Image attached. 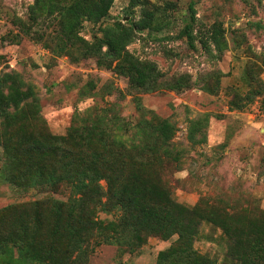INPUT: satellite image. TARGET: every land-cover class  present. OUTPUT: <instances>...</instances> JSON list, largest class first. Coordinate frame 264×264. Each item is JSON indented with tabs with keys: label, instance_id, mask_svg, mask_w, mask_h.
Masks as SVG:
<instances>
[{
	"label": "rangeland",
	"instance_id": "obj_1",
	"mask_svg": "<svg viewBox=\"0 0 264 264\" xmlns=\"http://www.w3.org/2000/svg\"><path fill=\"white\" fill-rule=\"evenodd\" d=\"M36 1L0 0V77L16 74L32 86L29 129L39 117L52 134L62 135L75 114L79 119L85 111L105 108L108 116L115 112L124 121L130 138L138 120L155 113L175 126L169 148L178 160L167 155L161 171L178 203L203 201L227 213L264 216V0H114L103 20H83L78 34L91 41L107 24L153 14L127 50L153 62L164 78L188 81L180 91L152 92L132 89L126 77L95 58L75 61L37 41L34 17L44 29L50 20ZM9 132L22 133L0 122V209L48 196L6 180L3 138ZM100 144L107 146L105 140ZM101 184L106 188L105 180ZM50 195L67 200L70 191ZM97 217L111 220L115 211L99 210ZM176 238L148 235L132 247L101 244L83 264H157L158 252ZM193 247L219 264L230 263L226 238L211 223H201Z\"/></svg>",
	"mask_w": 264,
	"mask_h": 264
},
{
	"label": "trees",
	"instance_id": "obj_2",
	"mask_svg": "<svg viewBox=\"0 0 264 264\" xmlns=\"http://www.w3.org/2000/svg\"><path fill=\"white\" fill-rule=\"evenodd\" d=\"M113 2L37 0L35 5L50 21L44 29L34 17V38L75 61L95 58L98 65L126 77L132 89L180 91L186 77L166 79L153 62L127 50L134 33L152 21L151 12L137 22L107 24L102 36L91 41L78 34L83 20L97 23L107 17ZM34 97L32 86L16 74L0 77V122L22 132L3 138L6 180L17 188L48 193L0 209V264H83L101 244L132 247L148 235L167 239L174 234L176 241L158 252L157 264H219L193 247L202 222L221 229L229 264H264V216L227 213L203 201L186 206L172 196L161 171L167 155L178 160L169 148L175 126L167 118L155 113L140 118L129 138L115 112L108 116L105 108L98 113L90 109L79 119L75 114L67 132L56 135L39 117L32 130L26 126V106ZM63 189L70 191L67 200L50 195ZM111 209L113 219L97 217L99 210Z\"/></svg>",
	"mask_w": 264,
	"mask_h": 264
}]
</instances>
